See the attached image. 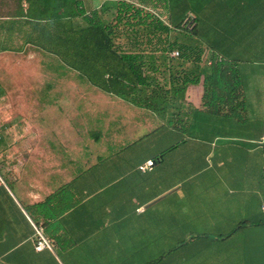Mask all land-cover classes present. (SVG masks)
Masks as SVG:
<instances>
[{
	"label": "crops",
	"instance_id": "1",
	"mask_svg": "<svg viewBox=\"0 0 264 264\" xmlns=\"http://www.w3.org/2000/svg\"><path fill=\"white\" fill-rule=\"evenodd\" d=\"M153 1L166 21L198 19L201 67L217 56L238 70L244 102L224 113L242 119L213 111L204 75L160 112L91 85L97 130L78 154L61 140L59 154L0 155V264H264V0ZM64 80L87 107L90 83ZM143 141L159 146L125 154Z\"/></svg>",
	"mask_w": 264,
	"mask_h": 264
},
{
	"label": "trees",
	"instance_id": "2",
	"mask_svg": "<svg viewBox=\"0 0 264 264\" xmlns=\"http://www.w3.org/2000/svg\"><path fill=\"white\" fill-rule=\"evenodd\" d=\"M16 3L14 11L0 14V51L34 46L56 56L55 66L62 72L74 70L91 85L157 112L166 93L183 94L204 75V96L213 92V111L242 119L233 108L224 113L225 105L244 102L238 70L217 56L212 57L210 66L201 67L204 48L199 45L203 41L192 37L197 34L196 17L185 14L166 21L159 3L153 0H104L92 8L90 0ZM173 31L181 35L173 37ZM17 37L23 40L19 48L13 45ZM123 38L133 44L123 45ZM161 45L165 46L162 52L156 51ZM150 46L151 50L147 49ZM175 50L179 56L168 58ZM161 61H169L170 66L163 68ZM187 61L191 67H183Z\"/></svg>",
	"mask_w": 264,
	"mask_h": 264
},
{
	"label": "rangeland",
	"instance_id": "3",
	"mask_svg": "<svg viewBox=\"0 0 264 264\" xmlns=\"http://www.w3.org/2000/svg\"><path fill=\"white\" fill-rule=\"evenodd\" d=\"M16 4V0H0V14L14 11ZM94 6L95 3H90L89 7ZM179 33H173V37L181 35ZM196 38L201 39L198 34ZM123 39V45L133 44L130 40L125 43ZM22 41L17 37L13 45L19 48ZM55 63H58L56 56L28 44L22 50L0 51V155L31 156L33 145L35 155H54L53 151L59 154L65 152L62 145L59 147L58 141L61 140H66L68 145L65 147L72 154H78L81 143L92 142L97 130V90L88 84V106L80 105L74 97L76 85L64 80H75L76 71L62 72ZM48 88L51 94L45 92ZM55 93L56 96L52 95ZM55 97L58 100L55 101ZM38 141H41L40 147L36 148ZM158 146L150 148L143 141L124 152L127 156H147ZM172 245L169 244V248Z\"/></svg>",
	"mask_w": 264,
	"mask_h": 264
},
{
	"label": "built area",
	"instance_id": "4",
	"mask_svg": "<svg viewBox=\"0 0 264 264\" xmlns=\"http://www.w3.org/2000/svg\"><path fill=\"white\" fill-rule=\"evenodd\" d=\"M172 54L174 56H179L180 53L178 50H175L172 52ZM153 163H154L153 160H148L145 164H142L140 166V169L143 171L150 169L153 166ZM263 208H264V206H263ZM37 233H38V240L36 243V249L41 250L45 247L51 246L49 240L43 235L42 229L40 227L37 228Z\"/></svg>",
	"mask_w": 264,
	"mask_h": 264
}]
</instances>
